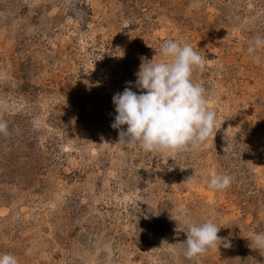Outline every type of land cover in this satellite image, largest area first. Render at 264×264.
Masks as SVG:
<instances>
[{
	"label": "rangeland",
	"instance_id": "rangeland-1",
	"mask_svg": "<svg viewBox=\"0 0 264 264\" xmlns=\"http://www.w3.org/2000/svg\"><path fill=\"white\" fill-rule=\"evenodd\" d=\"M258 35L264 0H0V253L264 264L250 241L264 234V49L247 52ZM166 40L204 58L192 82L218 130L199 150L145 153L119 142L112 97L139 94L142 59L164 62ZM218 174L233 177L226 190L207 186ZM182 210L213 220L230 246L185 258Z\"/></svg>",
	"mask_w": 264,
	"mask_h": 264
},
{
	"label": "clouds",
	"instance_id": "clouds-1",
	"mask_svg": "<svg viewBox=\"0 0 264 264\" xmlns=\"http://www.w3.org/2000/svg\"><path fill=\"white\" fill-rule=\"evenodd\" d=\"M264 49V37L256 36L248 46L251 56ZM164 62L142 59L134 86L125 87L122 93L112 97L117 113L111 127L119 130V142L126 146H137L145 153H173L188 149L199 150L216 129V113L207 107V90L192 82L195 70L203 69L204 58L190 45L166 40L160 46ZM259 62L258 59L256 61ZM132 85L133 82H127ZM126 125V129L122 126ZM0 135L8 136V123L0 117ZM233 177L215 175L207 181V186L215 191L230 187ZM187 234L183 249L185 258L192 260L205 254L209 248L230 246L218 236L219 225L207 219L197 223L188 218L186 210L181 211ZM186 229V230H185ZM264 255V234H257L251 240ZM0 264H18L14 254L0 253Z\"/></svg>",
	"mask_w": 264,
	"mask_h": 264
}]
</instances>
